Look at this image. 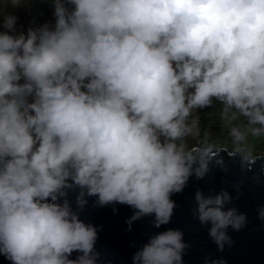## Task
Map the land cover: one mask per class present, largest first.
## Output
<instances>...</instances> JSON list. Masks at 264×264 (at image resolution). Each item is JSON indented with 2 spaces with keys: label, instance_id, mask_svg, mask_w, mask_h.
I'll return each instance as SVG.
<instances>
[{
  "label": "clouds",
  "instance_id": "9594fccd",
  "mask_svg": "<svg viewBox=\"0 0 264 264\" xmlns=\"http://www.w3.org/2000/svg\"><path fill=\"white\" fill-rule=\"evenodd\" d=\"M30 3L0 0V254L11 264H100L97 226L79 212L87 197L131 206L129 227L168 224L172 195L215 159L198 110L216 102L238 121L235 153L256 159L240 145L264 134V0H50L52 21L18 30L7 8ZM194 198L218 250L231 246L228 229L247 216L229 191ZM187 247L168 228L132 264H184Z\"/></svg>",
  "mask_w": 264,
  "mask_h": 264
},
{
  "label": "water",
  "instance_id": "95a60500",
  "mask_svg": "<svg viewBox=\"0 0 264 264\" xmlns=\"http://www.w3.org/2000/svg\"><path fill=\"white\" fill-rule=\"evenodd\" d=\"M211 151L215 159L210 162L209 171L202 178L191 176L183 191L172 195L176 202L173 215L168 224L159 228L154 227L153 216L141 217L129 227L126 221L133 215L131 206L119 203L100 206L95 203L96 197H87L88 203L79 212L81 219L97 226L95 250L100 254V264H132V255L148 237L168 228L184 233L188 244L183 255L184 264H206L207 260L219 257L227 264H264V219L258 211L264 206V153L253 155L256 159L245 163L235 150L219 147ZM219 158L223 159L222 163L216 162ZM224 189L233 197L227 206L245 213L247 223L238 231L228 229L231 246L220 251L209 236L210 225L201 224L194 215V196L197 190L208 195ZM78 192V188L68 190L67 198L74 209ZM78 254L73 252L71 258ZM0 264L11 262L0 254Z\"/></svg>",
  "mask_w": 264,
  "mask_h": 264
},
{
  "label": "rangeland",
  "instance_id": "374dc122",
  "mask_svg": "<svg viewBox=\"0 0 264 264\" xmlns=\"http://www.w3.org/2000/svg\"><path fill=\"white\" fill-rule=\"evenodd\" d=\"M2 6V4H0ZM52 7L50 0H31L28 7L22 8H7V12L12 13L18 17L16 27L18 30L26 31L27 27L33 21L35 24H41L46 21H52ZM3 16H0V31L2 27ZM221 105L219 102L214 103L213 106L198 110L200 125L202 130L207 133V143L210 150H215L219 147H226L235 150L236 145L232 138L228 135V128L233 124L230 117H224L220 112ZM253 133L250 131L246 134L245 140L240 145L241 149L247 145L245 151L254 155V149L259 142L264 139V134L253 138ZM191 143V141H190ZM243 150V149H242Z\"/></svg>",
  "mask_w": 264,
  "mask_h": 264
},
{
  "label": "crops",
  "instance_id": "0c3cea01",
  "mask_svg": "<svg viewBox=\"0 0 264 264\" xmlns=\"http://www.w3.org/2000/svg\"><path fill=\"white\" fill-rule=\"evenodd\" d=\"M242 119V118H241ZM232 120V119H231ZM234 122H238V121H233ZM260 134H253V138L259 136ZM247 145L244 146V148H242L243 150H246ZM258 153H264V139H262L259 144L257 145V147H255L254 149V155L258 154Z\"/></svg>",
  "mask_w": 264,
  "mask_h": 264
}]
</instances>
